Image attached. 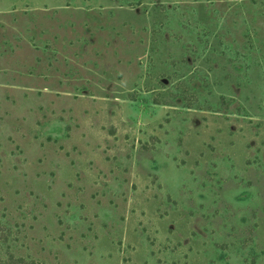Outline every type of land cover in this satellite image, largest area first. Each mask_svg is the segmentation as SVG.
<instances>
[{
    "label": "rangeland",
    "instance_id": "1",
    "mask_svg": "<svg viewBox=\"0 0 264 264\" xmlns=\"http://www.w3.org/2000/svg\"><path fill=\"white\" fill-rule=\"evenodd\" d=\"M0 264H264V0H0Z\"/></svg>",
    "mask_w": 264,
    "mask_h": 264
}]
</instances>
